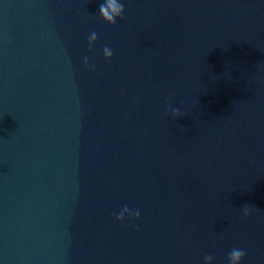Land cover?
Listing matches in <instances>:
<instances>
[{"label":"water","instance_id":"95a60500","mask_svg":"<svg viewBox=\"0 0 264 264\" xmlns=\"http://www.w3.org/2000/svg\"><path fill=\"white\" fill-rule=\"evenodd\" d=\"M104 2L0 0V264H264V0Z\"/></svg>","mask_w":264,"mask_h":264},{"label":"clouds","instance_id":"9594fccd","mask_svg":"<svg viewBox=\"0 0 264 264\" xmlns=\"http://www.w3.org/2000/svg\"><path fill=\"white\" fill-rule=\"evenodd\" d=\"M125 13H126V9L124 7L122 0H105L104 4L100 6L99 17L105 24L112 27H116L118 21L124 18ZM98 42H99V37L95 32H93L87 40L88 50L93 51L95 49V46L98 44ZM103 55H104V59L109 62L112 61L114 58L113 51L107 46L103 48ZM83 63L85 68L87 69L91 70L94 67L89 61L87 56L84 57ZM171 114L176 117L181 115L179 110L174 108L171 109ZM242 211L244 217L248 218L250 217L252 212L255 211V208L245 205ZM114 218L116 222H118L121 225H124L126 223L135 224V222L141 220L142 216H141V211L139 209L135 211H130L128 207L125 206L123 210ZM246 258H247V253L244 249L233 248L227 254V264H245ZM204 264H215V258L211 255H206L204 257Z\"/></svg>","mask_w":264,"mask_h":264}]
</instances>
